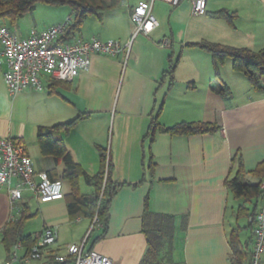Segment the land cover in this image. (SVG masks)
<instances>
[{"label":"crops","instance_id":"crops-1","mask_svg":"<svg viewBox=\"0 0 264 264\" xmlns=\"http://www.w3.org/2000/svg\"><path fill=\"white\" fill-rule=\"evenodd\" d=\"M140 1L147 0L121 1L101 17L88 16L71 41L96 37L128 43L135 29L132 12ZM191 8L190 0L177 6L156 0L153 12L160 25L149 34L139 33L128 57L126 53L115 57L93 53L89 69L73 81L46 76L41 91L11 94L4 80L8 65L0 60V138L13 137L25 147L36 180L45 172L63 184L62 197L52 200L25 189L19 208L21 212L27 206L34 215L42 210L44 226L35 235L45 227L55 228V254H66L69 244L86 241L87 249L108 256L112 264H143L149 248L143 226L147 211L175 217L172 250L164 249L154 264H231L234 229L243 250L250 254L253 228L249 225L254 220L238 217L245 202L226 181L240 167L246 172L245 182L259 181L252 171L264 161V88H256L245 73L235 71L230 57L215 76L211 54L198 43L206 40L253 51L264 49V0H208L201 19L192 16ZM221 9L234 15L233 23L212 16ZM7 22L0 21V25L21 38L32 30L65 23L57 19L43 26L38 22L37 26L15 24L14 30ZM173 63L175 69L170 73ZM222 82L230 87L231 96L220 94ZM75 119L69 131L59 132L73 160L85 175L95 177L102 169L101 151L106 150L113 166L111 180L121 184L111 198L105 227L92 228L89 217L74 219L68 209L73 187L63 177L65 165L43 154L38 145L39 127ZM199 121L218 124L220 129L189 135L163 130L180 122ZM95 191L81 175L80 194L94 195ZM245 205L253 208L254 204ZM13 214L3 187L2 235ZM67 231L72 238L65 237Z\"/></svg>","mask_w":264,"mask_h":264},{"label":"built area","instance_id":"built-area-1","mask_svg":"<svg viewBox=\"0 0 264 264\" xmlns=\"http://www.w3.org/2000/svg\"><path fill=\"white\" fill-rule=\"evenodd\" d=\"M125 1V0H122ZM156 0L140 1L132 12L135 24L132 39L122 44L118 40L103 41L99 38L75 41H65L69 22L52 26L48 29L32 30L24 38L16 36L10 28L0 25V42L2 50L0 60L5 61L8 70L4 80L11 94L33 89L41 91L45 88L44 77L71 82L81 71H86L91 65V55L100 53L107 56H118L121 53L129 55L132 41L139 33L149 34L159 27L160 22L153 12ZM179 5L182 0H162ZM192 13L196 16L207 12L208 0H190ZM35 170L31 157L25 147L13 137L0 138V189L7 188L11 200V220L20 214V203L24 199V190L34 192L40 199L52 200L61 198L63 184L60 180H53L43 172L39 180L35 178ZM18 182L13 184L14 180ZM264 191V180L260 184ZM97 216L92 221V228L99 225ZM91 228V229H92ZM36 242L29 251L21 255L25 246L22 242L14 245L9 258L4 264H30L32 261H44L43 264H112L111 259L95 249H87L85 242L69 244L66 254L51 253L53 244L57 240V230L45 227L36 235ZM264 195L253 226V247L250 259L239 264H264ZM53 255L51 259L49 256ZM231 261V260H230ZM231 264H237L231 261Z\"/></svg>","mask_w":264,"mask_h":264},{"label":"trees","instance_id":"trees-1","mask_svg":"<svg viewBox=\"0 0 264 264\" xmlns=\"http://www.w3.org/2000/svg\"><path fill=\"white\" fill-rule=\"evenodd\" d=\"M122 0H0V21H9L11 24H17L26 14L33 12L39 3L60 6L70 4L75 12L72 24L69 22L67 35L63 40H71L75 36L77 30L83 24L84 20L90 15L101 17L103 13L109 9L116 8ZM215 18H221L229 23H233L234 15L226 9H221L212 14ZM198 45L209 52L212 56L214 71L219 74L220 66L228 57L233 60V68L235 71L245 73L252 81L253 85L258 88H264V49L253 51L249 48H239L230 45H224L216 42L202 41ZM176 63H173L170 68V73H173ZM221 95L224 97L231 96L230 87L222 82L218 88ZM77 119L59 123L52 127H39L37 132V141L40 150L45 155H51L56 161H63L65 171L63 177L70 180L73 191L69 196L68 209L74 219L78 216L89 217L94 220L97 216L100 226H106L109 220V205L111 198L121 186L120 183H115L111 180L113 170L111 158L106 150L101 151L102 169L95 177H89L84 174L81 167L73 160L70 153L67 151L62 137L59 135L61 131H69L76 123ZM154 125L152 129L154 130ZM158 126V124H157ZM220 129V126L210 122H180L171 127L163 128L165 132L173 135L180 134H204L215 133ZM243 167H240L238 173L233 178L227 179L226 184L237 198L244 199L246 203H253V208L240 205L238 217L253 218L249 227L254 226L256 215L260 208V203L264 195V191L260 188L261 182L264 180V161L260 162L252 173L259 178L257 183H249L243 180L245 175ZM85 176V180L89 185L94 186V195H82L79 192V178ZM50 176V175H49ZM53 180H60L50 176ZM31 216L28 207H23L19 216L16 219L10 220L3 229L2 242L8 253L18 242L29 251L30 247L36 242V235H26L24 233L25 224ZM143 226L148 238L149 248L146 253L143 264H154L159 262L162 251L168 248L172 250L173 231L175 225V217L173 215L158 214L147 211L144 214ZM253 242L251 237V243ZM231 243L233 252L231 261L234 263H243L250 259V254H247L244 248L239 243L238 230L232 232ZM55 249L51 253H55ZM170 253V252H169ZM51 259L53 255L49 256Z\"/></svg>","mask_w":264,"mask_h":264},{"label":"rangeland","instance_id":"rangeland-1","mask_svg":"<svg viewBox=\"0 0 264 264\" xmlns=\"http://www.w3.org/2000/svg\"><path fill=\"white\" fill-rule=\"evenodd\" d=\"M166 3H168V2H166ZM168 4L170 6H173L170 3H168ZM191 12H192V9H191ZM192 16L195 19H201L202 18V16H196V15L194 16L193 13H192ZM24 17H23L24 20H22L23 19L22 18L17 23L18 27L19 26L23 27L24 23L25 24L31 23L33 25H36V22H38L40 26H43V25L50 24L51 22H53L57 19L62 20L63 22H65L67 19H69L70 23L72 24V22L74 20V13H73V8L70 4H65V5H60V6H56V5L52 6V5H46V4L39 3L33 12L26 14V16H24ZM6 24H8V26L12 27L15 30V26L13 24H11L10 22H7ZM215 76H217V75H215ZM83 187H84L83 188L84 190L87 188L86 186H83ZM32 209L34 212H36V210H38V207L35 203L32 204ZM43 226H44V217H43L42 210H40L38 214L28 218V220L25 224L24 232L27 235L28 234L35 235L36 233H38L39 231L42 230ZM64 235L67 238H72V236H73L70 231L69 232L67 231ZM6 257H7V250L5 248L4 243L2 242V234L0 233V264H3ZM36 263H37V261H35V260L32 261V264H36Z\"/></svg>","mask_w":264,"mask_h":264}]
</instances>
